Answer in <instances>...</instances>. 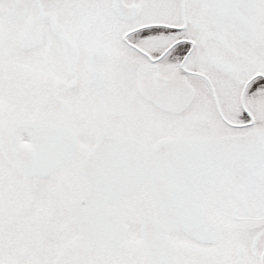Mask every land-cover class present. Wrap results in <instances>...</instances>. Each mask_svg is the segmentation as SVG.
Listing matches in <instances>:
<instances>
[{
  "label": "snow or ice",
  "instance_id": "obj_1",
  "mask_svg": "<svg viewBox=\"0 0 264 264\" xmlns=\"http://www.w3.org/2000/svg\"><path fill=\"white\" fill-rule=\"evenodd\" d=\"M0 264H264V0H0Z\"/></svg>",
  "mask_w": 264,
  "mask_h": 264
}]
</instances>
